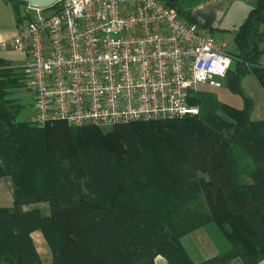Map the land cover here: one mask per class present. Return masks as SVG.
<instances>
[{"label":"trees","instance_id":"trees-1","mask_svg":"<svg viewBox=\"0 0 264 264\" xmlns=\"http://www.w3.org/2000/svg\"><path fill=\"white\" fill-rule=\"evenodd\" d=\"M169 6L195 22L177 0ZM233 42L222 86L242 99L241 109L195 93V117L38 127L15 121L0 88V178L12 184V205L0 207V264H41L36 231L52 264H154L156 257L194 264L180 239L209 223L230 249L198 264L263 262L264 121L251 120L253 102L241 82L252 76L264 91V0L255 1ZM237 147L253 165L246 175Z\"/></svg>","mask_w":264,"mask_h":264},{"label":"built area","instance_id":"built-area-1","mask_svg":"<svg viewBox=\"0 0 264 264\" xmlns=\"http://www.w3.org/2000/svg\"><path fill=\"white\" fill-rule=\"evenodd\" d=\"M171 0H61L25 6L1 52L24 57L20 75L38 127H111L195 117L201 89H218L227 43L182 18ZM232 63V60H231Z\"/></svg>","mask_w":264,"mask_h":264},{"label":"crops","instance_id":"crops-1","mask_svg":"<svg viewBox=\"0 0 264 264\" xmlns=\"http://www.w3.org/2000/svg\"><path fill=\"white\" fill-rule=\"evenodd\" d=\"M179 7L183 3L182 0H177ZM243 2L242 8L234 7L237 5L238 0H207L197 11L191 9H183L184 12H188V19L198 23L206 32L216 40L225 41L228 45L226 35L230 34L228 27H223L228 14L232 11L239 14H234L237 17V22L231 25L233 27L232 32L244 21L248 12L254 7L256 0H241ZM182 9V8H181ZM19 7L7 2L6 0H0V42L5 41L13 37L19 26L26 22L24 15L20 16ZM238 15V16H236ZM238 25V26H237ZM236 27V28H234ZM233 39V35H232ZM233 42V40H232ZM234 43V42H233ZM235 46V45H234ZM235 52V51H234ZM13 53V52H12ZM233 53V52H232ZM20 55V54H19ZM22 56V55H21ZM0 58L9 64V67L14 66L11 60L8 59L4 53H1ZM21 64H24V57L22 56ZM260 65L264 66V54L259 60ZM22 64V65H23ZM13 68V67H12ZM244 86V88H243ZM241 87L246 96H248L253 102V111L251 113V120L253 121H264V91L258 86L252 76L243 78ZM247 90H246V88ZM31 97V96H30ZM240 98V97H239ZM236 99H234L235 102ZM232 101V100H231ZM32 102V101H31ZM223 103V102H221ZM236 109L242 108V99L236 101L233 105L224 103ZM30 110L32 114V105L30 104ZM1 190V187H0ZM12 195V193H11ZM12 205V196H11ZM8 205L7 207H10ZM45 206V205H44ZM47 213L46 206L44 208ZM31 239L34 243L36 251L39 255L40 262L43 264L41 253H47L49 256V264H52V258L50 250L44 241L40 232L36 231L31 234ZM180 245L189 257L190 261L194 264H198L201 261L214 258L220 254L227 252L230 249L229 242L226 240L224 235L220 232L216 225L209 223L199 229H196L180 239ZM154 264H167L166 261L161 257H156ZM231 264H242L238 259L233 260ZM264 264V261L259 263Z\"/></svg>","mask_w":264,"mask_h":264},{"label":"rangeland","instance_id":"rangeland-1","mask_svg":"<svg viewBox=\"0 0 264 264\" xmlns=\"http://www.w3.org/2000/svg\"><path fill=\"white\" fill-rule=\"evenodd\" d=\"M183 3L181 5L182 10L183 9H191L193 12L197 11L202 4L207 1V0H182ZM243 2L241 0H238L237 5L234 7H238L239 9L242 8ZM19 12H20V16L25 15L26 16V12H28L29 16L32 17L34 13L30 12V11H26L25 10V6H19ZM240 11H238V13L236 12H231L230 14L227 15L225 21L223 22V27H228L230 31V34L226 35V39L228 40V47L227 50L229 53H232L235 51V46L234 43L232 42V29L233 27L231 26L234 22V24L237 22V20L235 21V19H237V17H234V14H239ZM238 16V15H236ZM238 26V25H237ZM236 28V27H234ZM1 53H4V55L11 60V63L14 65L12 67H9V64L6 63V61H3L0 58V65H4L6 68H1L0 67V88H1V92L2 94V98L5 102V104L7 105V107H9L10 109H12L14 111V113L16 114V119L15 121H20V122H25V123H30L33 124L32 119V114H31V110H30V104H31V97H30V93L28 92L27 89H25L24 87V83L22 81L21 75H20V71H21V61H22V56L17 54V53H12V52H1L0 51V55ZM3 67V66H2ZM5 69V70H3ZM244 88V86H243ZM246 88V87H245ZM247 90V88H246ZM199 93H211L216 97V100L218 102H223V103H228V104H234L236 101H240V98L238 95L232 94L230 93L226 88H224L223 86H221L218 89H201L198 92H196V94ZM234 99L235 102H234ZM232 100V101H231ZM32 105V104H31ZM235 105V104H234ZM198 108V106H197ZM199 110V108H198ZM101 129H109L110 127H99ZM235 159L237 158V164H239V167L241 169V172L246 175L245 173H247V171L253 166L252 163L250 162V160L246 159L245 156H243L242 151L240 148H235ZM194 163V162H193ZM198 169V168H197ZM242 175V180L243 181H248V179ZM197 179H201L203 178V175L200 174L199 171H197V173L195 174V176ZM0 207H7L8 205H11V193H12V184L9 178H0ZM41 207L45 208L44 205H41ZM43 212H46V210H44ZM42 259H43V264H49V256L47 253H41Z\"/></svg>","mask_w":264,"mask_h":264},{"label":"water","instance_id":"water-1","mask_svg":"<svg viewBox=\"0 0 264 264\" xmlns=\"http://www.w3.org/2000/svg\"><path fill=\"white\" fill-rule=\"evenodd\" d=\"M11 1H16L28 5L29 7L43 10L52 7L54 4H56L58 1L61 0H11Z\"/></svg>","mask_w":264,"mask_h":264},{"label":"clouds","instance_id":"clouds-1","mask_svg":"<svg viewBox=\"0 0 264 264\" xmlns=\"http://www.w3.org/2000/svg\"><path fill=\"white\" fill-rule=\"evenodd\" d=\"M221 59L223 61V64H222L221 71L219 74L223 77L226 72L227 67L231 64V60L227 57H222Z\"/></svg>","mask_w":264,"mask_h":264}]
</instances>
